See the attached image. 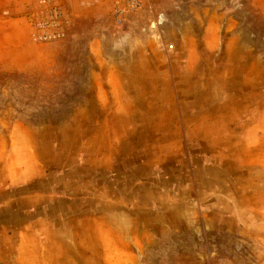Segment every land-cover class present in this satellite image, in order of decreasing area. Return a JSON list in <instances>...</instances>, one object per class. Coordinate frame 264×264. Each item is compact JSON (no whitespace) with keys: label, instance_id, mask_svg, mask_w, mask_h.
<instances>
[{"label":"rangeland","instance_id":"374dc122","mask_svg":"<svg viewBox=\"0 0 264 264\" xmlns=\"http://www.w3.org/2000/svg\"><path fill=\"white\" fill-rule=\"evenodd\" d=\"M0 264H264V0H0Z\"/></svg>","mask_w":264,"mask_h":264},{"label":"crops","instance_id":"0c3cea01","mask_svg":"<svg viewBox=\"0 0 264 264\" xmlns=\"http://www.w3.org/2000/svg\"><path fill=\"white\" fill-rule=\"evenodd\" d=\"M112 163H114V160H106V161H102V169H104V170H106V171H112V168H113V165H112ZM111 174V173H110ZM114 175H115V172H114ZM131 175H134L135 176V174H131ZM110 176H112V174L110 175ZM118 177H116V178H111V180L114 182V180L115 179H117ZM129 178V177H128ZM134 178H136V177H134ZM127 179V178H126ZM130 179V178H129ZM132 179V178H131ZM147 179H143L142 180V182L140 181H137V179H135V180H131L130 182L128 181V186H127V190H135L134 192H135V200L136 201H139L140 203H138V204H140V205H148V202H146V201H142V200H144L143 199V197H145V196H148V194L150 193L151 194V191L152 190H157V192L159 193V192H163L164 190L162 189V188H159L158 186L156 187V188H153V186H152V183L154 182V180L153 179H151L150 181H146ZM85 182L87 183V181L85 180ZM104 183L105 182H102V184H101V187L102 188H104ZM155 183V182H154ZM97 184H99L98 182H97ZM108 184V183H107ZM130 184V185H129ZM73 185L71 186V190H74L73 189ZM86 188L88 189V186L86 185ZM110 190H122V188L123 187H118V188H116V187H113V186H110V187H108ZM126 189V188H125ZM69 190V189H68ZM79 190H81V189H79ZM97 190H98V188H97ZM108 190V189H107Z\"/></svg>","mask_w":264,"mask_h":264},{"label":"built area","instance_id":"2783aa9c","mask_svg":"<svg viewBox=\"0 0 264 264\" xmlns=\"http://www.w3.org/2000/svg\"><path fill=\"white\" fill-rule=\"evenodd\" d=\"M120 1L124 2L131 9L136 8L139 5V0H120Z\"/></svg>","mask_w":264,"mask_h":264}]
</instances>
